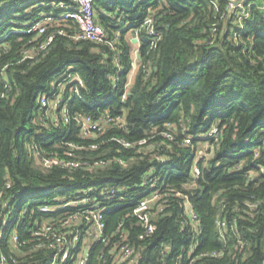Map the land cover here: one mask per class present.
Returning a JSON list of instances; mask_svg holds the SVG:
<instances>
[{
	"label": "trees",
	"instance_id": "16d2710c",
	"mask_svg": "<svg viewBox=\"0 0 264 264\" xmlns=\"http://www.w3.org/2000/svg\"><path fill=\"white\" fill-rule=\"evenodd\" d=\"M76 7L75 0H0V229L7 219L9 232L19 236L0 239V252L8 256L9 264H44L52 252L37 247L39 239L32 234L35 221L50 214L32 212L35 203L20 215L26 199L95 180L132 186L144 171L152 170L160 177V186L170 188H164L170 201L156 216V235L139 240L142 227L134 216H124L132 203L105 212L108 234L115 236L122 219L137 246L148 244L142 260L166 237L175 244L168 264H264V0H244L233 10L229 0H94L96 21L109 38L117 39L121 67L108 44L72 37L78 23L64 20V15ZM48 14L57 21L47 24L46 33L21 32ZM152 14L158 34H150L145 23ZM133 30L141 35L140 64L122 99L133 61L128 36ZM51 34L54 40L47 51L22 59L26 48ZM68 69L84 79L83 98L67 92L70 124L56 129L50 118L44 126L39 95L50 91ZM110 73L117 76L115 83ZM106 110L123 114V123H109L105 133L93 138L78 136V114L99 120ZM62 128L72 129L71 140L87 147L98 144L77 151L86 164L74 168L39 164L38 153L69 158L65 146L51 141L61 138ZM213 128L216 136L209 138L208 155L197 159L205 142L202 136ZM168 129L173 138L164 135ZM187 134L193 136L191 144L184 142ZM118 137L134 146H124ZM143 139L147 142L140 144ZM195 161L200 176L193 172ZM252 171L258 174L251 177ZM218 191L220 197L214 199ZM177 192L187 194L198 214L200 232L195 238ZM46 197L52 201L53 196ZM223 197L227 215L237 217L239 236L248 248H236L235 236L230 253L225 247L223 257L201 256L223 246L216 223ZM252 201L261 204L250 212L247 203ZM193 242L199 244L194 257L189 259L185 250L180 262L182 245ZM102 251L107 255L108 248L95 243L88 264H111L109 259L103 262ZM161 262L156 255L146 264Z\"/></svg>",
	"mask_w": 264,
	"mask_h": 264
},
{
	"label": "built area",
	"instance_id": "2783aa9c",
	"mask_svg": "<svg viewBox=\"0 0 264 264\" xmlns=\"http://www.w3.org/2000/svg\"><path fill=\"white\" fill-rule=\"evenodd\" d=\"M76 8H72L64 15V20L74 19L78 23V31L72 34L75 40H92L97 43H106L115 52L114 62L118 67L122 66L121 52L117 51V39H111L108 36L106 29L99 24L94 15L93 5L94 0H75ZM244 0H229V10L236 9L242 6ZM64 7V4L61 3ZM57 20L50 14L43 16L40 20L31 24L28 28L22 29L21 32H38L40 35L46 33L47 24L55 23ZM154 14L147 17L145 23L150 34H158L154 27ZM63 32L62 30L60 31ZM137 34L136 43L132 46V66L127 72V80L122 93V99L127 97V90L130 88L132 81L135 78L140 64V39L139 31ZM54 40V34L47 37L46 41L28 47L23 51L22 59L35 58L40 51H47L50 44ZM112 80L117 81L118 78L114 74H108ZM85 81L82 76L68 69L62 73L55 81L54 86L48 92L39 95V107L41 109L40 119L43 125H48L47 120L52 119L54 128L58 129L63 125H69L71 122L70 109L68 106L69 99L66 93L69 92L83 98L82 88ZM78 121V136L81 138H93L95 135L105 133V129L109 123H123V114L114 115L109 110L103 114L99 120L93 119L85 113H80L76 116ZM55 131L51 129V132ZM61 138L55 141L66 147L68 159H62L59 155L37 154V160L44 167H52L54 165H63L65 167L74 168L86 164L85 160L78 157L77 151H82L86 148H97L98 144L93 143L87 147L75 140H71L69 135L72 129L62 128L59 130ZM166 137L173 138L174 135L170 129L163 132ZM216 136V129L203 135L204 143L197 151L195 157L200 159L208 155V149L212 145L210 137ZM117 140L124 146H134L132 142L127 141L122 137ZM193 136L187 134L184 138L186 144H191ZM147 142L146 139L140 141V144ZM196 159V160H197ZM114 160L107 162L113 163ZM102 162V161H101ZM120 163H126L120 160ZM261 170L264 168L261 166ZM193 172L196 176H200L201 169L197 161L193 164ZM257 171H252L251 177L257 175ZM160 177L156 176L152 170H146L141 174V179L138 184L132 186L121 184L103 183L100 180H95L84 186H59L53 188L51 194L53 198L51 202L47 199L45 202H40L33 207L35 209L50 214L42 220H36V230L32 232L39 239L37 247L41 249H50L52 252L44 264H88L91 256L92 248L95 243L103 244V248H108L107 255L104 251L101 252V259L107 262L109 259L111 264H146L151 257L156 255L161 257L160 264H168L170 253L175 244L171 238H163L159 240L152 248V255L146 254L143 257V251L148 247V244H138L133 242L130 227L124 226L122 219L117 223L115 236L108 234L105 212L114 210L117 206L124 208L126 204H131L129 209H126L124 216L126 218L134 216L136 223L142 227L138 232L139 240H147L156 235L158 231V222L156 216L166 209L170 201V193L164 190V186H160ZM192 186H197V182L191 183ZM133 188V190H132ZM170 189V188H167ZM60 194L62 198H57L55 195ZM178 196L183 199L184 213L190 219L193 231V237L200 232L198 214L194 209L193 203L187 194L177 192ZM220 191L214 195V199L220 197ZM138 195H141L139 198ZM264 200V199H263ZM221 210L217 218V227L219 230L218 240L223 246L219 249L208 250L201 256H210L215 258L223 257L226 254L225 247H229L228 253L232 250L230 240L233 237H238V242L235 240L233 245L236 248L246 249L248 244L246 240H242L238 233V219L235 215L228 217L226 198L221 199ZM261 201L247 203L250 212L258 209ZM27 209L24 210L26 212ZM8 220L5 219V227L0 229V239L11 237L12 240H18L19 236L9 232L6 227ZM184 223V221H183ZM185 229V224L182 230ZM117 235V237H116ZM198 243L193 242L190 246L182 245L179 253V261L184 258V252L187 250L188 258L194 257V253L198 248ZM246 253V252H245ZM192 263V262H191ZM0 264H9V258L4 252H0Z\"/></svg>",
	"mask_w": 264,
	"mask_h": 264
},
{
	"label": "rangeland",
	"instance_id": "374dc122",
	"mask_svg": "<svg viewBox=\"0 0 264 264\" xmlns=\"http://www.w3.org/2000/svg\"><path fill=\"white\" fill-rule=\"evenodd\" d=\"M245 10V9H244ZM128 36L131 38V43L134 45V44H137L133 39L137 37V34L133 31H130ZM215 130V128H213ZM212 129V130H213ZM53 196V194H51V191L49 190H46L44 192H42L41 194H39V196L35 199H26L24 202H23V206H22V210H21V214L20 215H23L24 214V210L27 209L28 207L34 205L35 203H40L42 201H46L47 200V197L46 196ZM57 198H62V196L60 194H56L55 195Z\"/></svg>",
	"mask_w": 264,
	"mask_h": 264
},
{
	"label": "water",
	"instance_id": "95a60500",
	"mask_svg": "<svg viewBox=\"0 0 264 264\" xmlns=\"http://www.w3.org/2000/svg\"><path fill=\"white\" fill-rule=\"evenodd\" d=\"M133 40H134V41H136V39H135V38H134Z\"/></svg>",
	"mask_w": 264,
	"mask_h": 264
}]
</instances>
